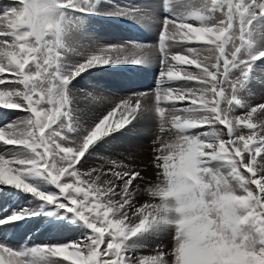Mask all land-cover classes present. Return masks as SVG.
<instances>
[{
	"label": "snow or ice",
	"instance_id": "6c2138e0",
	"mask_svg": "<svg viewBox=\"0 0 264 264\" xmlns=\"http://www.w3.org/2000/svg\"><path fill=\"white\" fill-rule=\"evenodd\" d=\"M102 3L111 0L0 7V264H264V103L249 87L264 60V0L113 5L101 14L155 31L157 43L96 42L70 55L74 14ZM153 65V88L101 96L106 114L81 117L78 77ZM5 110L26 115L3 122ZM148 121L154 179L130 152L92 164L97 145ZM33 233L72 238L34 243ZM165 235L170 246L135 254Z\"/></svg>",
	"mask_w": 264,
	"mask_h": 264
},
{
	"label": "bare ground",
	"instance_id": "6f19581e",
	"mask_svg": "<svg viewBox=\"0 0 264 264\" xmlns=\"http://www.w3.org/2000/svg\"><path fill=\"white\" fill-rule=\"evenodd\" d=\"M10 2H18V0H8L0 4V7H4ZM149 2L150 0H111L110 4L102 3L98 6L97 14L95 15L96 18L103 21L88 19L86 15L81 13L74 14V18L79 22V37L74 43L75 51L70 53V55L79 58L81 53L86 54L88 49L96 42L104 45L122 44L125 42H132V38H134L136 42L139 43L155 44V39L157 38L155 31L149 32L129 20L101 14L103 9L112 7L113 5L140 7ZM221 39H223V37ZM191 43L195 44L196 42L192 41ZM183 67L194 68V66L187 65ZM256 68L258 79L254 80L249 86L251 93L250 98L253 104L264 103V60L256 61ZM158 71L159 66L153 65L146 70L138 66H124L103 71L93 69L91 72L84 73L82 77H78L76 81H73L78 93L81 94V98L77 105L81 110V117L86 120L91 118L98 119L100 116L106 114L111 106L107 102H102L100 100L101 96L116 99L120 96L127 95L129 90L145 91L153 88L157 80ZM88 93L92 94L95 99L93 100L91 97L85 99L84 94ZM175 103H177L178 107H183L190 103V101ZM9 112H15V115L9 116ZM237 113L243 114L241 110H237ZM23 115H26V113L20 110H5V119L3 122L16 119L18 116ZM119 115V112H117L116 117L113 118V122L119 119ZM0 126H2V123H0ZM151 128H153V123L148 121L142 124L140 131L135 135H122L117 133L114 137H109L106 144L96 146V153L92 159V164L96 163V156H118L122 158L120 154H128L130 152L135 156V163L137 166L145 169L143 173L145 177L149 180L154 179L155 173L150 166V150L153 140V133L149 131ZM2 144L3 142L0 141V145ZM0 151H3V147H0ZM147 199H149V197L144 194L138 197L140 203H143V201ZM4 204L7 203L4 202ZM2 207L3 205H0V208ZM8 210L11 209L9 208ZM25 231L26 230L23 232ZM9 235H11V233ZM34 236H36L34 239L37 238L39 240V236L43 237L44 235L39 233L34 234ZM170 241L171 236L169 235L156 238L147 248L139 250L135 254H154L156 244L161 243L168 247L170 246ZM5 259H9L7 254H5Z\"/></svg>",
	"mask_w": 264,
	"mask_h": 264
},
{
	"label": "rangeland",
	"instance_id": "374dc122",
	"mask_svg": "<svg viewBox=\"0 0 264 264\" xmlns=\"http://www.w3.org/2000/svg\"><path fill=\"white\" fill-rule=\"evenodd\" d=\"M88 28V27H87ZM132 42H136V40L134 38H132ZM143 195V193L141 194ZM140 200V199H139ZM148 200V199H147ZM146 200H144L143 202H145ZM16 207H20V206H27V202L25 201H20L18 202L16 205ZM22 231V232H21ZM19 232L16 233V235H18L19 237L24 235L25 232H23L24 230H21ZM22 234V235H21ZM34 234H37V233H33L31 237H28V239L30 241H34V243H56V242H63L65 240H68V239H71L72 237H69V236H54L52 234H48V233H40L41 235H44L43 237L39 236V240L36 238L34 239L36 236H34ZM17 236V237H18ZM42 238V239H41ZM36 240V241H35ZM25 241H21V244H23ZM29 246H31V244H29ZM68 264H70V262H68Z\"/></svg>",
	"mask_w": 264,
	"mask_h": 264
}]
</instances>
